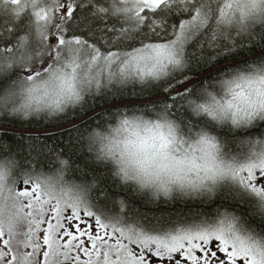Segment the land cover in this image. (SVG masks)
Returning <instances> with one entry per match:
<instances>
[{
  "label": "snow or ice",
  "instance_id": "snow-or-ice-1",
  "mask_svg": "<svg viewBox=\"0 0 264 264\" xmlns=\"http://www.w3.org/2000/svg\"><path fill=\"white\" fill-rule=\"evenodd\" d=\"M0 116L76 129L2 146L0 264H264V0H0Z\"/></svg>",
  "mask_w": 264,
  "mask_h": 264
},
{
  "label": "trees",
  "instance_id": "trees-1",
  "mask_svg": "<svg viewBox=\"0 0 264 264\" xmlns=\"http://www.w3.org/2000/svg\"><path fill=\"white\" fill-rule=\"evenodd\" d=\"M112 102H118V101H113L111 97H108L103 101H97L96 105L97 107H99L103 104H109ZM90 103L92 102L90 101ZM68 119H75V117L70 116ZM93 123L94 120H86L83 123L78 124L77 127L81 131H83L88 125ZM67 125H68V120L63 118L46 119L44 117H30L27 120H21L18 118H5L3 116H0V128L11 129V131L7 133L0 132V138H2L0 139V151H3L2 148L3 145H8L10 146L13 152H19L21 146L26 147L27 142H35L37 138H39L40 142H46L50 146L54 147L56 151L59 152L63 150L64 152L67 153L70 151L66 147V141L68 140L69 132L75 133L76 129L66 128L63 129L62 131L51 132L41 135H33L27 133V132H36V131H52L54 129L62 128ZM32 155L34 156L35 153H33ZM19 159L21 160L22 163L25 164L36 162L35 160L32 159V157L27 155L26 151L20 154ZM73 159H75V157H73ZM41 160L45 168L54 166V159L51 156H49L48 158L42 157ZM69 175L70 177L79 179L81 176V172L78 169H76L75 165H73V169L70 171ZM109 185H110L109 191L116 201H120L122 198H124L127 195V193L123 189L115 185H112L111 181H109ZM141 198L142 197H137L133 201L132 208L126 209L129 215L132 214V211H134L136 207L140 206L139 201ZM108 207L113 208L111 199L108 201ZM213 207L214 206L202 205L195 202L183 203L179 201L159 205V208L163 209L164 214H171L173 217H175L177 213L183 214L188 212L189 210L210 211L212 210ZM119 210H120V205L119 203H117L114 207V211H119ZM141 211H143V209H141ZM148 215L149 217H152L153 215L160 216L161 212L155 206H153V211L148 213Z\"/></svg>",
  "mask_w": 264,
  "mask_h": 264
},
{
  "label": "water",
  "instance_id": "water-1",
  "mask_svg": "<svg viewBox=\"0 0 264 264\" xmlns=\"http://www.w3.org/2000/svg\"><path fill=\"white\" fill-rule=\"evenodd\" d=\"M69 128L68 126H64L62 128L54 129L52 131H36V132H27L28 134H33V135H41V134H46V133H51V132H58L62 131L63 129Z\"/></svg>",
  "mask_w": 264,
  "mask_h": 264
},
{
  "label": "bare ground",
  "instance_id": "bare-ground-1",
  "mask_svg": "<svg viewBox=\"0 0 264 264\" xmlns=\"http://www.w3.org/2000/svg\"><path fill=\"white\" fill-rule=\"evenodd\" d=\"M22 131V130H21ZM16 132H19V131H16Z\"/></svg>",
  "mask_w": 264,
  "mask_h": 264
}]
</instances>
